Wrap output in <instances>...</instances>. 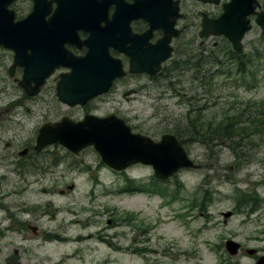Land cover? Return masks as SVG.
Returning a JSON list of instances; mask_svg holds the SVG:
<instances>
[{
    "label": "rangeland",
    "instance_id": "obj_1",
    "mask_svg": "<svg viewBox=\"0 0 264 264\" xmlns=\"http://www.w3.org/2000/svg\"><path fill=\"white\" fill-rule=\"evenodd\" d=\"M259 3L263 9V1ZM28 5V0L16 4L22 17L29 12ZM252 21L240 51L243 59L250 60L242 67L243 76L237 73L236 57L225 38H195L186 45L191 50L186 60L201 61L204 79L194 83L189 71L167 70L152 82L138 79L135 83L147 88L130 97V102L111 93L94 102L97 115L116 113L133 132L154 141L170 133L166 130L179 128L178 139L199 168L179 170L159 182L149 166L133 165L122 172L109 169L92 148L73 156L59 145L48 147L58 161L43 162L44 183L30 188L25 196L42 206L40 214L32 215L33 223L51 237L24 244L32 249L36 263L251 264L242 254L230 259L222 244L232 236L253 247L254 230L247 221L249 196L257 193L264 198V134H252L251 129L241 138L232 133L228 140L218 136L216 127L235 115L251 127L247 116L264 108V35ZM7 53L0 49L4 69L0 86L5 89L0 98L18 93L6 76ZM212 56L221 61L218 67L212 65ZM54 106L58 107L55 113L66 115L62 105ZM22 135L27 141L33 138L30 131ZM128 186L141 190L124 191ZM227 211L233 215L224 224L222 213ZM90 216L93 222L88 223Z\"/></svg>",
    "mask_w": 264,
    "mask_h": 264
},
{
    "label": "flooded vegetation",
    "instance_id": "obj_2",
    "mask_svg": "<svg viewBox=\"0 0 264 264\" xmlns=\"http://www.w3.org/2000/svg\"><path fill=\"white\" fill-rule=\"evenodd\" d=\"M18 1L11 4V9L15 12L14 20L19 21L26 18L32 11V1L28 0L29 12L23 17L20 10L16 8ZM47 1L50 4V12L43 19L45 23L53 16L57 8L56 0ZM262 1L263 9L260 7L258 11L264 10V0ZM229 2L230 0H74L73 5L76 8L74 21L71 22V19L68 22L62 21L60 24L75 31L77 40L76 36L66 37L65 40L59 36V32L54 35L47 29L38 32L37 40L45 45L44 51L57 54L59 51L60 53L66 51L69 56L75 58H82L91 45H106L111 58L120 62L123 71V76L113 81L107 94H116L125 102H130V97L139 96L147 88L144 84L137 85L135 82L141 78L152 82L162 77L163 72L170 70L171 66L175 68L179 64L176 55L188 50L185 48L189 41L195 38L200 40L216 38H201L199 36L201 23L203 20L219 18L223 6ZM89 39L92 40V44L87 42ZM163 39H171L168 45L172 51L170 58L159 64L157 72L152 75L148 73L156 67V62L152 61L146 64V72L130 73L131 57L128 54L138 56L139 59H145L146 55L153 60L159 58L163 52ZM60 42H63V50ZM117 47L124 51L116 50ZM7 52L9 65L6 68V76L18 93L15 97L0 98V264H39L35 261L32 249L24 244L32 239L44 241L51 237L48 231L39 229L38 225L33 223L32 215L40 214L42 206L38 203H30L25 196L30 188L44 183L43 162L58 160L52 149L48 148L51 146L40 151L34 148L36 135L43 124L57 122L63 117L80 121L89 114L96 116L98 104L94 102L102 96L91 99L84 105L73 107L61 103L57 97L56 86L61 75L71 73V69L65 66L55 68L45 78L38 93L30 96L18 85V81L23 76V69L14 67L12 75L9 74L8 68L13 63V53ZM27 52L30 53L29 50ZM59 57L60 55L53 56L54 59ZM3 72L2 62H0V83H2ZM40 75L39 71L34 73L36 78ZM1 86L0 92H3L5 89ZM54 103L57 106L58 103L62 105L64 107L62 111H65L66 115L55 113L58 107H55ZM73 110L78 112L72 114ZM113 114L116 115V113ZM33 121L35 124L27 130ZM24 130L30 131L33 138H29L28 141L23 139L22 131ZM30 177L32 180H29ZM52 183L54 186L57 185L55 180ZM62 192L59 191L60 194ZM252 197L251 217L247 221L254 230L253 247L241 244L230 236L224 241L232 239L240 244V249L235 256H228L226 252L225 254L230 259L239 258L242 254L249 257L251 264H264V198L258 197L257 193ZM44 205L49 206L50 203ZM95 215L100 216L97 212H93V216ZM91 218L92 216L87 220L88 223L93 222ZM39 220L40 218L35 222ZM250 249L253 250L251 256L247 254V250Z\"/></svg>",
    "mask_w": 264,
    "mask_h": 264
},
{
    "label": "water",
    "instance_id": "obj_3",
    "mask_svg": "<svg viewBox=\"0 0 264 264\" xmlns=\"http://www.w3.org/2000/svg\"><path fill=\"white\" fill-rule=\"evenodd\" d=\"M13 1L0 0V47L13 52L14 61L9 68L10 75L14 67L23 68V76L21 81H18V85L25 93L30 96L36 95L45 78L55 68L65 66L72 71L70 75L60 77L56 86L58 100L68 106L84 105L96 95L106 93L111 82L121 76V64L111 59L106 45L89 46L86 55L82 58L69 56L66 51L62 53L59 51L57 54L43 50L45 45L37 40L42 30L47 29L54 35L59 32V36L65 40L66 37L76 36L77 40L75 31L60 24L62 21L68 22L71 19V22L74 21L73 18L76 16L74 0H56L57 8L47 23L43 21L46 14L50 12V4L47 0H32V12L17 22H14V12L7 9ZM258 6L257 0H230L217 20L202 22L200 37L223 35L229 41L233 51L240 52L243 49L242 40L252 28L250 16L256 15L254 23L261 28V35L264 34V11L255 12V7ZM43 26L46 27L43 28ZM89 40L87 42L92 44V40ZM168 40L163 39L164 54L158 62L170 56ZM60 44L63 50V42ZM116 50L123 51L118 47ZM54 55H60L59 59H54ZM133 61H131V72L147 71L142 63ZM140 65L142 67L138 68L137 66ZM36 71L41 72L37 78L34 77ZM148 73L152 75L155 71ZM51 143L66 147L73 154H78L87 146H93L109 168L122 171L136 163L146 164L153 167L154 177L162 180L167 179L179 168L195 167L173 135L166 133L160 137L159 141L154 142L147 136L131 133L125 122L113 115L106 118L86 116L81 122H72L64 117L60 122L45 124L39 130L35 148L40 151ZM230 215L231 212L223 214L225 219ZM226 244L230 254L237 252V244L232 241ZM249 254L252 252L249 251Z\"/></svg>",
    "mask_w": 264,
    "mask_h": 264
},
{
    "label": "trees",
    "instance_id": "obj_4",
    "mask_svg": "<svg viewBox=\"0 0 264 264\" xmlns=\"http://www.w3.org/2000/svg\"><path fill=\"white\" fill-rule=\"evenodd\" d=\"M230 54L234 55L236 58V70H237V73L241 74V76H243L245 74L244 70H242V67L246 65V63L249 60V58H244L242 57L241 53H235V52H230ZM183 57V56H181ZM216 57H213L211 58L212 60V65L213 66H217L221 63V61H218L216 60ZM187 58V57H186ZM194 63H192L191 61H188V60H181L180 61V64L181 62H184L185 65L184 66H179V70H182V71H190L191 72V80L192 82H198L199 80H202L205 78L204 76V71L202 69V63L200 60H197V59H193ZM228 63H229V60H228ZM251 78L252 80L255 79V76H254V73H251ZM202 82V81H200ZM261 108V107H260ZM263 109V111H262ZM262 109H259L258 112L256 111V114H254L253 112L247 116L246 118V122L250 121L252 122V126L250 127L249 124L245 125V124H242L240 121L242 120V117L240 115H235L233 118H230V117H226V119L224 120V123H219L218 126L216 127V130L219 132L218 136H222L223 138L227 139L228 140H231L232 139V133L234 134V136H238V137H242V135L246 134L248 130H251V133L252 134H256V135H259V134H264V108ZM192 129L194 130V132L199 135V132L198 130L194 127H192ZM181 130H179V128L177 129H170V130H166V132H170L172 134H174L177 138L179 136V138H181ZM192 132V130H191Z\"/></svg>",
    "mask_w": 264,
    "mask_h": 264
}]
</instances>
